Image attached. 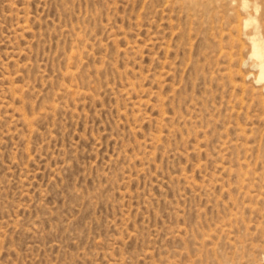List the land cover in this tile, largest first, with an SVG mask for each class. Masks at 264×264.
Wrapping results in <instances>:
<instances>
[{
	"label": "rangeland",
	"instance_id": "obj_1",
	"mask_svg": "<svg viewBox=\"0 0 264 264\" xmlns=\"http://www.w3.org/2000/svg\"><path fill=\"white\" fill-rule=\"evenodd\" d=\"M0 264H264V0H0Z\"/></svg>",
	"mask_w": 264,
	"mask_h": 264
},
{
	"label": "bare ground",
	"instance_id": "obj_2",
	"mask_svg": "<svg viewBox=\"0 0 264 264\" xmlns=\"http://www.w3.org/2000/svg\"><path fill=\"white\" fill-rule=\"evenodd\" d=\"M255 52H256L255 55H256L258 58H260V57H261L260 48H259V46H257V45H255Z\"/></svg>",
	"mask_w": 264,
	"mask_h": 264
}]
</instances>
